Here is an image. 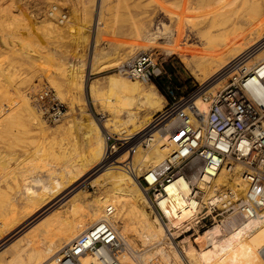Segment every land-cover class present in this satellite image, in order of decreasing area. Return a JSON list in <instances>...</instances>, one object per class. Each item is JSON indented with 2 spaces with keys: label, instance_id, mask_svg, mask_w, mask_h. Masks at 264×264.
<instances>
[{
  "label": "bare ground",
  "instance_id": "1",
  "mask_svg": "<svg viewBox=\"0 0 264 264\" xmlns=\"http://www.w3.org/2000/svg\"><path fill=\"white\" fill-rule=\"evenodd\" d=\"M181 1L188 3L193 8L192 15L194 16L192 19L196 17L195 14L201 11L207 20V30L203 33L199 31L196 33L202 39L205 47L203 46V49L192 47L188 51L189 54L185 61L187 67L194 68L191 74L202 83L216 72H221L230 60L264 40V0ZM247 9L249 10L247 13H252V17L247 14L251 17L248 23L251 29L249 32L248 30L244 32V26L241 27L242 22H233V20ZM218 18L226 19L221 24L218 23ZM230 22H233L232 25L222 28ZM160 32L159 29L156 33L147 31L150 34L146 41H157L161 36L168 38L175 31L165 27L164 31ZM141 34H143L141 29L135 33L137 37ZM172 42L173 40H168L167 43L170 45H167L171 48L168 51L165 49L169 54L177 50L174 49ZM0 43L6 48L13 46L9 34L0 35ZM79 62L73 64L72 68L74 69L67 79L82 87L84 80L82 68L85 64ZM259 62H264V47L248 62L247 67L253 68ZM222 81L224 78L214 79L213 84ZM109 83L116 94L120 96L123 105L148 108L157 105L158 99L155 97L156 93L152 87L143 89L137 82L114 76L110 77ZM208 89L210 92L215 91L214 86H210ZM249 90L256 99L262 100L264 98V91L257 84H249ZM20 100L22 111L24 110L23 112L27 117L34 121L35 126L44 131V121L41 120L40 113H37L27 95H22ZM196 105L202 113H206L209 108V105L201 99H197ZM125 113H123L126 115L123 123L112 125L113 130L118 131L116 133L127 135L122 146L126 152L122 157L119 155V151L111 152L107 149L103 132L99 124L92 119L83 131L85 143L91 152L89 160H79L77 165H72V168L67 166L70 170L67 171L65 168L66 172L60 173V177L53 179V183L43 184L40 189H35L29 184L24 185L21 196L26 197V202L23 205H20V201L18 202L17 212L14 213L17 216L11 217L8 226L3 224V229L0 230V247H2L0 264H78L73 260H65L62 256L64 250L92 226L105 220L108 217L107 210L109 208L113 211L109 220L117 226L128 245L127 250L123 251L119 258L122 264H147L155 260L156 256L162 257L160 258L163 263L158 261V264H264L262 254L264 252V219L260 217L251 218L236 227L230 228L231 230L227 228L228 224L224 221L210 226L201 235L194 236L191 234L192 236L189 235L182 245V251L186 258L181 256L175 240L181 238L179 236L181 229L187 227L197 216L202 210V204L198 199L189 196L191 186L184 178L179 177L167 186L169 196L157 200V205L165 218V223H163L158 216L151 217V214L147 212L148 207L151 209V213L154 210L145 190L141 188L137 179L144 171V175L152 182L153 171L167 167V161L177 150L178 144L186 140V134L182 130L174 132L169 130V126H172L175 121H171L162 129L156 130L159 128L158 126H161L160 124L166 121L162 120L150 121L143 130L133 135L134 131L141 128L151 117L144 124L136 125L134 123L137 117L131 111ZM12 115L13 113L8 117L12 118ZM9 121H5V123H9ZM130 124H133L131 126L135 128L128 130L127 125ZM107 125H109V120H107ZM106 129L109 128L106 127ZM153 130L156 131L153 132ZM1 134L4 135V133ZM142 144H146L148 149L143 150ZM1 160L3 161V159ZM210 160V164L213 166L218 162V159L214 157H211ZM27 162L29 163L28 160ZM100 162L101 166L107 169L100 171L98 169ZM18 167L20 168V166ZM129 167L132 169L131 172L128 170ZM150 167L152 169L147 170ZM239 168L241 169L240 166L236 167V173L234 172L235 175L237 173L239 175L232 177L231 183L230 176L232 174H227L225 165L217 168L218 171L211 179L210 185L204 187L206 189L203 202H214L218 192H222L227 185L230 188H238L240 193H243L245 181ZM145 170L147 171L145 172ZM34 179L38 183L42 182L38 178ZM87 182L93 186L101 187V189L96 187L101 192L99 197L96 196L90 201L83 195L76 193L77 187ZM66 206H68V211L58 209ZM19 209L23 211L19 212ZM208 214H210V210H208ZM37 218L40 221L38 219L32 224L31 222ZM36 222L38 223L36 224ZM25 226L27 227L25 228ZM140 246L143 249H141L142 247L139 248ZM196 246L200 248V251ZM166 247L173 250L172 253H168ZM132 252L137 255L133 256ZM101 254L108 258L105 251H101ZM79 262L80 264L91 262L100 264V257L86 253L79 257Z\"/></svg>",
  "mask_w": 264,
  "mask_h": 264
},
{
  "label": "rangeland",
  "instance_id": "2",
  "mask_svg": "<svg viewBox=\"0 0 264 264\" xmlns=\"http://www.w3.org/2000/svg\"><path fill=\"white\" fill-rule=\"evenodd\" d=\"M0 1L2 2H0V11L2 10L0 35L9 34L13 41L11 48H6L0 43V133H4L0 135V158L3 159V161L0 159V164L3 162L0 167V173H2L0 175V230H2L1 225L7 218L17 216L14 214L17 212L15 205L17 209L19 201L20 205L26 202V197L21 196L24 185L29 184L35 189H40L43 184L53 183V179L60 177V173L70 170L68 167L77 165L79 160H89L91 152L85 143L83 131L92 119L101 128L107 149L111 152L119 151L121 157L126 152L122 146L127 135L116 133L117 130L114 131L112 125L123 123L126 111H131L137 117L136 122L134 121L136 125L144 124L151 117L141 128L135 130L133 135L143 130L150 121L156 122L153 119L154 115L166 106L167 97L164 91H161L155 82L142 83L120 73V68L125 63L141 54L150 53L159 64H162L163 71L166 73L158 80L163 88L172 81L181 91L186 92L195 84L202 83L191 74L194 68L187 67L185 61L192 47L198 49L205 47L196 33L197 31L205 32L208 24L201 11L192 19L193 8L181 0H103V6L102 0ZM248 11L247 9L233 20V22H242L241 27L244 26V32L247 30L249 32L251 29L248 23L252 13H247ZM225 19L218 18L217 21L222 24ZM233 22L222 28L229 27ZM165 27L174 30V34L168 38L161 36L157 41H146L150 33H156L158 29L161 33L160 31H164ZM192 27L195 28L192 29ZM140 29L143 34L137 37L135 33ZM179 32L180 34L182 32L183 36ZM168 40H173V47L177 49L174 53H167L171 48L170 43H167ZM170 61L174 62L177 68L174 73L166 70L167 63ZM76 62L85 64L82 68L84 79L82 87L67 79ZM92 68L94 69L91 70ZM219 73L216 72L203 83L209 82ZM111 75L137 82L143 89L152 87L158 99L157 105L152 108L123 105L120 96L110 86ZM227 81L224 79L217 84L211 81L206 89L214 86V90L217 91L223 88ZM43 89H51L63 105L64 117L58 123H47L36 105L35 98ZM21 94L27 95L37 113H40L41 120L45 124L44 131L35 126L34 121L27 117L24 110L22 111ZM12 113V118L8 117ZM107 120L109 125L106 126ZM5 121L11 123L6 124ZM169 123L171 122L168 120L163 122L156 130L162 129ZM131 125L133 124L127 125L128 130L135 128ZM2 129L5 131L3 132ZM141 148L147 150L148 146L142 144ZM101 162L98 169L100 171L107 169L101 166ZM151 169L150 167L147 170ZM143 172L137 182L142 181ZM235 173L234 175L227 173L231 175L230 183L236 175H239ZM34 178L42 182L38 183ZM96 187L101 189L100 186H93L89 182L83 183L77 187L76 193L90 201L101 194L100 189ZM227 187L228 185L225 186ZM20 209L19 212H22L23 210ZM58 209L68 211V206ZM146 210L151 217H154L149 207ZM39 218L31 223L33 224ZM227 228L231 230L228 226ZM174 231L172 232L175 233ZM202 233L187 232V228L181 229L179 234L181 238L176 239L175 242L178 244L182 257L186 258L182 251L184 240L189 235L195 236ZM4 244L7 243L4 242ZM196 248L200 249L198 246ZM166 251L172 253L173 250L166 247ZM132 254L137 255L133 252ZM160 257L156 256L155 261L163 263Z\"/></svg>",
  "mask_w": 264,
  "mask_h": 264
},
{
  "label": "built area",
  "instance_id": "3",
  "mask_svg": "<svg viewBox=\"0 0 264 264\" xmlns=\"http://www.w3.org/2000/svg\"><path fill=\"white\" fill-rule=\"evenodd\" d=\"M263 47L264 40L230 60L217 77L207 83L195 84L186 92L172 81L164 88L166 106L153 119L175 121L169 130H182L186 140L178 144L165 169L153 171L152 182L145 175L139 181L154 208L153 215L163 223L165 218L157 200L169 196L167 186L179 177L191 186L189 196L202 204V210L185 227L187 232H204L224 221L232 228L251 218L264 219V98L256 99L249 90V84H257L264 91V62L253 68L247 67ZM120 73L142 83L157 82L166 74L162 64L150 53L132 58L121 66ZM218 78L227 79V84L214 92L206 89ZM197 99L209 105L206 113L196 105ZM35 100L47 123H58L64 117L63 105L51 89L42 90ZM211 157L218 159L215 166L210 164ZM222 165L230 174L235 172L237 165L242 168L240 174L245 181V191L240 193L238 188L228 187L218 192L214 202L205 203L204 187L210 185L217 168ZM128 170L131 172L132 169L129 167ZM112 214L109 208L108 217L71 243L64 250L63 258L80 264L79 257L90 253L100 257V264H122L119 258L128 245L117 226L109 220ZM101 251H105L108 258ZM262 254L264 257V252ZM147 264L158 263L152 260Z\"/></svg>",
  "mask_w": 264,
  "mask_h": 264
},
{
  "label": "crops",
  "instance_id": "4",
  "mask_svg": "<svg viewBox=\"0 0 264 264\" xmlns=\"http://www.w3.org/2000/svg\"><path fill=\"white\" fill-rule=\"evenodd\" d=\"M166 70H169L171 73H174V70H177L174 62H172V61L168 62ZM15 210H16V205H15ZM9 220H10V218H7L4 222V224L8 226ZM1 226L3 227L4 225L2 224Z\"/></svg>",
  "mask_w": 264,
  "mask_h": 264
},
{
  "label": "trees",
  "instance_id": "5",
  "mask_svg": "<svg viewBox=\"0 0 264 264\" xmlns=\"http://www.w3.org/2000/svg\"><path fill=\"white\" fill-rule=\"evenodd\" d=\"M156 83V85L158 86V88L162 91H164V88H163V86L157 81V82H155ZM165 93V92H164Z\"/></svg>",
  "mask_w": 264,
  "mask_h": 264
},
{
  "label": "water",
  "instance_id": "6",
  "mask_svg": "<svg viewBox=\"0 0 264 264\" xmlns=\"http://www.w3.org/2000/svg\"><path fill=\"white\" fill-rule=\"evenodd\" d=\"M138 183L140 184V182L138 181Z\"/></svg>",
  "mask_w": 264,
  "mask_h": 264
}]
</instances>
